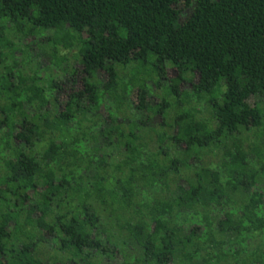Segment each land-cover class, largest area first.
I'll list each match as a JSON object with an SVG mask.
<instances>
[{
  "label": "trees",
  "instance_id": "trees-1",
  "mask_svg": "<svg viewBox=\"0 0 264 264\" xmlns=\"http://www.w3.org/2000/svg\"><path fill=\"white\" fill-rule=\"evenodd\" d=\"M0 264H264V0H0Z\"/></svg>",
  "mask_w": 264,
  "mask_h": 264
},
{
  "label": "rangeland",
  "instance_id": "rangeland-1",
  "mask_svg": "<svg viewBox=\"0 0 264 264\" xmlns=\"http://www.w3.org/2000/svg\"><path fill=\"white\" fill-rule=\"evenodd\" d=\"M116 259H114L113 261H115Z\"/></svg>",
  "mask_w": 264,
  "mask_h": 264
}]
</instances>
